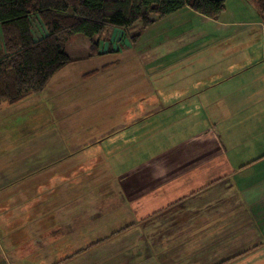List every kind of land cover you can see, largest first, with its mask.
<instances>
[{
  "label": "crops",
  "instance_id": "0c3cea01",
  "mask_svg": "<svg viewBox=\"0 0 264 264\" xmlns=\"http://www.w3.org/2000/svg\"><path fill=\"white\" fill-rule=\"evenodd\" d=\"M241 3L213 53L228 67L153 49L111 85L108 128L91 88L75 131L56 132L46 105L0 122V264H264V20Z\"/></svg>",
  "mask_w": 264,
  "mask_h": 264
},
{
  "label": "rangeland",
  "instance_id": "374dc122",
  "mask_svg": "<svg viewBox=\"0 0 264 264\" xmlns=\"http://www.w3.org/2000/svg\"><path fill=\"white\" fill-rule=\"evenodd\" d=\"M242 1L246 2L247 0H227L225 10L219 17L209 20H205V17L200 16L201 14L199 12L189 6H184L162 18H158L153 24L144 28L139 35H136L138 34V32H136L137 28H135V30H129L130 32H128L120 28L108 27L99 36L98 51L99 54L103 52L107 53L97 56L94 60L91 58L92 56H89L92 51V39L83 34L71 36L66 43V50L74 60L63 68L64 70L62 71L61 77H65V79H63L64 81L56 82L57 79H59V77L56 76V78L45 87L46 90H42L44 92L41 91L30 95L24 100L19 101L17 103L18 105L15 107H10L8 109L0 107L1 125L10 124L8 121L13 118L11 117L13 114H16V116L19 114L22 117L15 118L11 123L15 122L17 119L20 120L28 116L32 113L33 107L37 108L36 112H38L39 109V112L41 114L43 113V117L48 118L46 115L47 112L44 113L42 111V107L46 105L51 111V123L55 126L54 129H56V132L62 130L61 134L63 135L65 132H68V130L75 131L79 126L86 125L87 123L86 120L83 121L79 119L82 118L80 114H78L76 118L77 113L84 112V109H80L83 108L82 105L86 102L85 99L78 100L77 96L91 88L88 90L90 92V99L96 97L99 102L98 110L95 108L96 111L94 112L99 114L100 118H102L101 128H108L112 123L110 122V116L106 118L103 117L106 115L109 108L106 101L112 97V95L115 96L117 92L120 91V89L117 90L111 85L123 81L122 77H124V75L126 77L128 76L131 66L154 64L156 58L150 54L153 49L163 48L166 50L181 51L183 53L190 51L196 54L200 53L202 56L196 55L187 59L188 61L195 59L191 66H204L203 62H205L208 66H211V69H214V67L218 69L224 66L228 67L230 63L227 59H219V56L213 53L214 50L226 48L228 43L222 41L220 34L227 31L238 19V16L246 12V10L241 9ZM249 1H251L253 5L254 2L252 0ZM247 8L250 10L253 9L251 5H248ZM259 27L260 33H262V26ZM41 31L42 27L38 26V32L36 33L40 34ZM258 42L259 41L256 43L260 46L261 44H258ZM247 48H253V46L248 45ZM210 50H212V53L208 56L207 51L209 52ZM145 52L148 53V55ZM182 61L185 60L181 59L178 64L182 63ZM178 64L176 63V65ZM94 68H101V72L95 75L90 74L87 80H82L81 78L77 80L79 78V72L91 71ZM75 80L77 81L75 82ZM64 83H71V85L76 83L78 86L74 88V90L68 89L63 95H60ZM115 91L117 92L115 93ZM58 102H62V105L58 104ZM84 106V108L90 107V105ZM65 115L66 119H64ZM77 119L79 120L77 121ZM36 128L38 129L39 127L37 126ZM61 137L60 134L55 136V142L60 143ZM6 219L10 221L11 218ZM21 225V231L18 233V236H15V240L24 241L31 234L30 226L26 220L23 221ZM4 235L6 240L11 239L9 238L11 234Z\"/></svg>",
  "mask_w": 264,
  "mask_h": 264
},
{
  "label": "trees",
  "instance_id": "16d2710c",
  "mask_svg": "<svg viewBox=\"0 0 264 264\" xmlns=\"http://www.w3.org/2000/svg\"><path fill=\"white\" fill-rule=\"evenodd\" d=\"M252 1L264 20V0ZM184 6L218 18L226 0H0V103L44 90L74 60L66 50L71 36L92 39L89 56H95L106 28H137L139 35Z\"/></svg>",
  "mask_w": 264,
  "mask_h": 264
}]
</instances>
